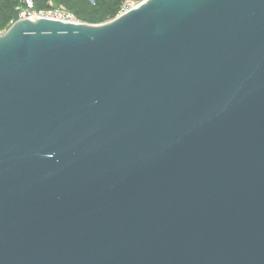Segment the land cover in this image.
Instances as JSON below:
<instances>
[{
	"label": "water",
	"instance_id": "95a60500",
	"mask_svg": "<svg viewBox=\"0 0 264 264\" xmlns=\"http://www.w3.org/2000/svg\"><path fill=\"white\" fill-rule=\"evenodd\" d=\"M0 264H264V0L0 32Z\"/></svg>",
	"mask_w": 264,
	"mask_h": 264
},
{
	"label": "trees",
	"instance_id": "16d2710c",
	"mask_svg": "<svg viewBox=\"0 0 264 264\" xmlns=\"http://www.w3.org/2000/svg\"><path fill=\"white\" fill-rule=\"evenodd\" d=\"M32 9L47 11L62 7L74 13L80 21L102 23L117 16L127 0H32ZM137 1V0H134ZM140 1V0H139ZM28 7V0H0V32L19 19L17 7Z\"/></svg>",
	"mask_w": 264,
	"mask_h": 264
},
{
	"label": "built area",
	"instance_id": "2783aa9c",
	"mask_svg": "<svg viewBox=\"0 0 264 264\" xmlns=\"http://www.w3.org/2000/svg\"><path fill=\"white\" fill-rule=\"evenodd\" d=\"M140 1L139 0H137V1L127 0L122 5L120 13H123V12L130 10L132 7H134ZM32 5H33V1L28 0V7L27 8L18 6L17 10L19 11V18H23L26 16L33 17L34 15H38V16H44V17H49V18H54V19L64 20V21H78V19L74 15V13L65 9V8L58 7V8H51L47 11H36V10L32 9V7H31Z\"/></svg>",
	"mask_w": 264,
	"mask_h": 264
}]
</instances>
